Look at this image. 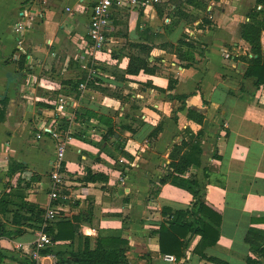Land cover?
Returning <instances> with one entry per match:
<instances>
[{
    "label": "crops",
    "instance_id": "1",
    "mask_svg": "<svg viewBox=\"0 0 264 264\" xmlns=\"http://www.w3.org/2000/svg\"><path fill=\"white\" fill-rule=\"evenodd\" d=\"M95 1L0 0V97L9 98L5 119L0 120V199L6 196L7 185L17 186L21 177L19 185L25 189L28 201L43 208L50 205L46 190L51 183L48 173L56 159L57 141L47 134L40 138L37 135L43 127L53 124L56 115L54 105L45 96L49 89L40 85L41 71L47 62L51 61L49 67H54L52 61L71 59L73 49H82L80 61L84 60ZM194 1L195 4L183 5L189 18L180 20L169 9L171 0L157 2L167 5L162 16L157 3L115 12L107 32L109 56L97 60L99 65L125 69L129 57L123 54L117 58L113 53H127L128 42L176 44L185 38L195 48L191 49L190 59H180L174 52L156 46L149 60L154 61L157 72L128 74L124 81L101 69L103 81L96 84L121 93L122 98L94 87L75 97L76 109H91L113 118L118 136L112 141L120 138V144L117 150L109 145L111 155L98 145L106 127L97 119L73 122L75 133L81 131L83 138L74 136L67 145V193L63 195L68 201L60 210L72 216L82 214L80 225L92 240L99 230L122 231L131 247L130 264H216L194 252L198 236L191 241L185 257L168 261L160 252L159 237L154 233L163 219L164 206L186 209L193 198L188 191L170 183L155 196L154 183L171 171L168 164L173 147L189 140V132H204L200 136L202 166H191L182 177L198 176L201 185H206L204 201L222 215L220 239L206 253L227 264H248L250 256L264 264V257L246 241L252 217L264 216V88L255 89L243 78L252 54L249 42L241 36L242 25L249 21L252 12L259 10L257 0ZM168 14L178 23L169 26L172 18ZM203 18L209 23H201ZM17 22H23L26 28L22 44L15 31ZM262 45L264 49V32ZM24 55L32 59L20 69L18 61ZM170 79L174 81L172 89L168 88ZM47 85L58 88L53 83ZM168 95L189 96L180 100ZM190 109L202 115L201 122L189 117ZM120 124L134 130H123ZM160 124L158 136L150 137ZM213 153L218 156L213 158ZM11 160L25 163L27 170L10 177ZM206 165L209 176L204 177ZM87 168L105 173L109 181H81ZM11 199L8 205L1 206L3 210L13 209L21 200L18 196ZM0 217L9 232L16 228L11 223V213L6 211L3 215L0 211ZM256 227L264 229V223ZM35 238L33 228L11 238L3 236L0 250L4 258L0 264H28ZM260 242H264V236ZM18 243L23 248L17 247ZM74 246L78 247V239ZM46 261L58 263L56 256L47 254L37 264Z\"/></svg>",
    "mask_w": 264,
    "mask_h": 264
},
{
    "label": "trees",
    "instance_id": "2",
    "mask_svg": "<svg viewBox=\"0 0 264 264\" xmlns=\"http://www.w3.org/2000/svg\"><path fill=\"white\" fill-rule=\"evenodd\" d=\"M195 4L194 0H171L169 4L170 11H173V16H177L178 20L181 17L189 18L188 13L183 9V5ZM261 4L262 8L254 11L250 14L249 21L242 25L241 36L251 46V57H248V66L243 75V78L250 82L255 89L264 88V49L262 45V34L264 32V0H257V5ZM172 5H175L172 8ZM167 5L161 3L156 4V8L160 16ZM167 17H171L172 20L169 26L178 23L174 21L171 14ZM191 19V18H190ZM189 19V20H190ZM187 20V19H186ZM208 22L207 19H202L201 23ZM159 46L170 52H174L180 59H190L193 53L191 49L195 46L187 41L185 38H180L177 43L170 41H162L159 45H149L147 43L140 42H128L127 53H120L113 55L117 58L128 56L129 62L125 69L120 68L118 65L107 66L99 65L98 68L104 69L111 73L119 80H127L126 75H137L141 71L148 74H155L157 72V66L154 61H150L149 57L154 47ZM127 54V55H126ZM27 60V56L24 55L19 59L18 63L20 69H23L24 63ZM184 66H189L186 64ZM54 70V67H52ZM21 75L23 73L21 72ZM86 78L84 75L77 81H66L63 83L68 84L70 88L79 97L81 89L79 84ZM97 78V79H96ZM95 79L90 80L88 87L99 88L105 94L122 98L121 93L111 91L106 87H99L96 82L103 81L98 75ZM174 81L170 79L169 89L173 88ZM241 93L244 90L241 88ZM236 94V93H234ZM170 98H178L180 100H186L189 95H168ZM9 104V98L7 96L0 97V120L5 119V114ZM48 106V105H47ZM189 117L202 121V115L197 111L190 109L188 113ZM83 118H95L98 120V124L106 127V131L102 133V140L98 145L101 150L108 151L111 155L112 152L108 148L109 145H114L115 150L119 147L120 138L112 141V138L117 133L116 124L113 118L109 115L94 112L91 109H76V120L81 121ZM69 124V121L62 118L58 124L59 129H64ZM123 130H134L130 125H121ZM162 130L161 124L156 126L150 134V137L155 138ZM204 135V132L194 135L189 132V140H184L180 145H175L169 155L170 163L168 164L171 171L162 175L156 184V188L152 190V193L156 196L161 187L165 184H172L179 188L188 191L192 195V201L190 206L186 209H173L168 206H164L161 209L162 221L157 230L154 231L159 237L160 252L164 254H174L179 260L186 256V250L190 245L194 237L198 236L199 241L194 248V252L200 255L202 259L212 261L216 264H227L225 261L220 260L217 257L210 256L206 253L208 247L214 246L221 236V223L222 215L210 207L205 201L206 185L202 186L199 177L184 178L182 175L188 171V169L195 166H202V141L200 136ZM73 136L83 138L81 131L78 133L73 132ZM97 144V143H96ZM216 158L217 153L211 155ZM62 172H65V163H62ZM27 170V165L20 161L11 160L9 164L8 174L13 177L16 173H23ZM204 177L209 176V165L204 167ZM33 178H38L34 176ZM22 181L21 177L17 180V186L12 184L7 185L6 196L0 199V211L4 215L7 213L12 214L11 223L16 226L11 232L7 227V223L0 217V240L3 236L12 237L13 234H22L27 228H33L36 231L42 229V224L46 223L44 231L51 237L53 244L43 250L42 255L53 254L58 259L59 264H130L128 253L130 251L129 240L124 237L122 231H106L99 230L98 236L93 240L90 236L85 235L80 225L83 219L82 214L70 215L69 213L59 212L58 217L52 220L45 219L46 208L41 207L39 204L28 201L25 189H21L19 183ZM81 181L83 182H108L109 176L103 172H94L92 169L87 168ZM27 183L26 187H28ZM65 194V193H64ZM20 197L21 200L15 203L16 206L13 209L9 207L4 209L2 205H8L12 197ZM62 199L64 195L61 194ZM58 198L55 201H58ZM264 223V216L252 217L251 227L246 235V241L257 252L260 257H264V242H260V238L264 236V229L256 227V224ZM78 239V247L75 249V241ZM61 242H68L64 245L58 244ZM4 256L0 250V263ZM248 264H261V260L258 258L248 257ZM28 264H35L33 260H27Z\"/></svg>",
    "mask_w": 264,
    "mask_h": 264
},
{
    "label": "built area",
    "instance_id": "3",
    "mask_svg": "<svg viewBox=\"0 0 264 264\" xmlns=\"http://www.w3.org/2000/svg\"><path fill=\"white\" fill-rule=\"evenodd\" d=\"M161 0H96L90 12L89 30L88 37L89 42L85 48V55L89 56V60L92 63L91 67L87 63H83V67L88 71L86 78L79 84L81 91H85L88 88L90 80L95 79L100 72L95 68L98 66L96 58L97 54L106 51V47L109 44V36L107 34L110 25L113 21L115 12L120 9H137L144 8L152 3L160 2ZM258 9L262 8V5L257 6ZM70 10V8H67ZM169 19H167L168 21ZM15 31L18 33L19 44L23 43L21 36L26 32V28L23 22H17L15 24ZM31 56L27 57L30 61ZM95 66V67H94ZM55 119L53 124L43 127L42 133H39L38 138L42 137V134L49 135L53 140L57 141L56 144V159L53 162L52 178L50 183V199L57 200L61 197V189L59 183L62 179V163L65 159L68 143L73 139V132L75 131L72 127L73 122L76 120V98L71 95H60L54 102ZM62 118L69 121V124L64 129H59L58 124ZM121 162L124 159H120ZM65 197V196H64ZM49 205L46 208L45 219L52 220L58 216L57 212L50 208ZM46 223L42 224V229L36 231V238L32 244L30 251L31 259L37 261L43 256L41 250L51 246L53 244L51 237L44 231ZM22 243H18L17 247L23 248ZM163 257L172 262H176L177 258L173 254H164ZM59 264V263H57ZM72 264V263H68Z\"/></svg>",
    "mask_w": 264,
    "mask_h": 264
},
{
    "label": "rangeland",
    "instance_id": "4",
    "mask_svg": "<svg viewBox=\"0 0 264 264\" xmlns=\"http://www.w3.org/2000/svg\"><path fill=\"white\" fill-rule=\"evenodd\" d=\"M81 52H82V49L79 51H76V49H73V52L70 51L71 59H69V60L67 59L66 61H63V62H61V60L55 61V62L52 61V63H54V65H55L54 70H52V67H49V65L51 64L50 63L51 61L47 62L43 66L42 71H41V76H40V85L45 87L46 89H49L46 92L45 96L48 100H51V102H54L60 95H71V96L77 97L76 93L73 90H71L70 86H68V84L63 83V81L64 82H66V81H74L75 82V81L81 79L84 75L87 76L88 71L82 65H83V63H87L89 65V67H91L92 63L89 60V56H86V55L85 56L83 55L84 60L80 61V58L82 59ZM108 56H109V54H107L106 51H104L100 54H97L96 58H97V60H104V59H107ZM122 60L119 61V63H121ZM47 67H49V68H47ZM95 68L99 72H102V70H101L102 68H98L97 66ZM64 77H67V78H64ZM48 83H53V84L57 85L58 88L55 89L54 87L47 85ZM64 85L66 87H64ZM48 104H50V103L48 102ZM62 169H64V168H62ZM65 169H66V167H65ZM52 171H53V169L48 173L50 178H52ZM62 173H63V175H62L61 183H59V187L62 191L61 193L64 194V192L67 193V189H65L66 188V186H65V172H62ZM50 191H51V189H50V185H49V188H47V190H46L47 199H48L49 204L51 205L50 208L54 209L58 214L59 212H62L60 209L63 207V204L66 203L68 200H65L62 198H60L58 201L51 200L50 196H49ZM56 218H54V219H56ZM48 262L49 261H46L45 264H48Z\"/></svg>",
    "mask_w": 264,
    "mask_h": 264
},
{
    "label": "water",
    "instance_id": "5",
    "mask_svg": "<svg viewBox=\"0 0 264 264\" xmlns=\"http://www.w3.org/2000/svg\"><path fill=\"white\" fill-rule=\"evenodd\" d=\"M19 97H20V96L18 95L17 98L19 99ZM116 136H118V135H116Z\"/></svg>",
    "mask_w": 264,
    "mask_h": 264
}]
</instances>
